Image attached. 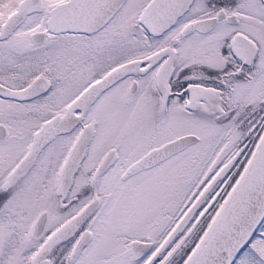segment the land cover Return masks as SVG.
Returning a JSON list of instances; mask_svg holds the SVG:
<instances>
[{
    "label": "snow or ice",
    "instance_id": "1",
    "mask_svg": "<svg viewBox=\"0 0 264 264\" xmlns=\"http://www.w3.org/2000/svg\"><path fill=\"white\" fill-rule=\"evenodd\" d=\"M0 264H264V0H0Z\"/></svg>",
    "mask_w": 264,
    "mask_h": 264
}]
</instances>
